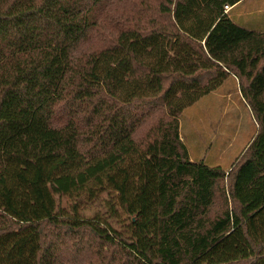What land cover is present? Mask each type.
I'll use <instances>...</instances> for the list:
<instances>
[{
	"label": "trees",
	"instance_id": "16d2710c",
	"mask_svg": "<svg viewBox=\"0 0 264 264\" xmlns=\"http://www.w3.org/2000/svg\"><path fill=\"white\" fill-rule=\"evenodd\" d=\"M242 1L0 0V264H264V30ZM228 77L257 131L226 171L179 118Z\"/></svg>",
	"mask_w": 264,
	"mask_h": 264
},
{
	"label": "rangeland",
	"instance_id": "374dc122",
	"mask_svg": "<svg viewBox=\"0 0 264 264\" xmlns=\"http://www.w3.org/2000/svg\"><path fill=\"white\" fill-rule=\"evenodd\" d=\"M235 11L243 13L239 22L244 27L264 30V0H247ZM179 125L182 142L192 160L212 162L226 171L247 149L257 131V123L233 77L185 109Z\"/></svg>",
	"mask_w": 264,
	"mask_h": 264
},
{
	"label": "crops",
	"instance_id": "0c3cea01",
	"mask_svg": "<svg viewBox=\"0 0 264 264\" xmlns=\"http://www.w3.org/2000/svg\"><path fill=\"white\" fill-rule=\"evenodd\" d=\"M246 1H247V0H243V1L240 2L239 5H237V6H241V4H243V3L246 2ZM237 6H236V7H237ZM236 7H235V8H236ZM235 8H234V9H235ZM246 12H247V11H246ZM232 15H233L236 19H240V18H241V15H243V13H241V12H239V11H234V10H233ZM238 21H240V20H238Z\"/></svg>",
	"mask_w": 264,
	"mask_h": 264
},
{
	"label": "built area",
	"instance_id": "2783aa9c",
	"mask_svg": "<svg viewBox=\"0 0 264 264\" xmlns=\"http://www.w3.org/2000/svg\"><path fill=\"white\" fill-rule=\"evenodd\" d=\"M225 10H227L228 8L227 7H224Z\"/></svg>",
	"mask_w": 264,
	"mask_h": 264
}]
</instances>
